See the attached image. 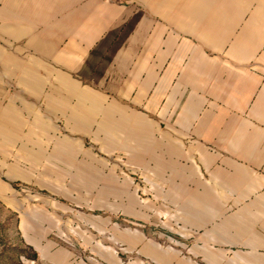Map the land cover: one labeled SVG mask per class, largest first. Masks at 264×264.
Wrapping results in <instances>:
<instances>
[{
    "label": "crops",
    "instance_id": "1",
    "mask_svg": "<svg viewBox=\"0 0 264 264\" xmlns=\"http://www.w3.org/2000/svg\"><path fill=\"white\" fill-rule=\"evenodd\" d=\"M101 212L152 264H264V0H0V232L84 264Z\"/></svg>",
    "mask_w": 264,
    "mask_h": 264
},
{
    "label": "rangeland",
    "instance_id": "2",
    "mask_svg": "<svg viewBox=\"0 0 264 264\" xmlns=\"http://www.w3.org/2000/svg\"><path fill=\"white\" fill-rule=\"evenodd\" d=\"M136 184H139L142 190L140 174L136 177ZM85 213L93 214L87 210ZM12 224L13 218H6L4 226L8 227ZM139 225L140 223L132 225L120 214L109 219L101 212L96 214V218H86L84 228L81 226L72 228L67 237L77 260L84 264H152L144 256L145 254H142L141 247L131 248L130 246L134 236L132 231L141 230ZM79 228L81 231H78ZM39 235L19 234L9 229L4 234L0 232V264H48L27 242L30 239L29 236L35 243L41 241ZM53 239L55 242L64 241L57 237ZM128 241L130 247H128Z\"/></svg>",
    "mask_w": 264,
    "mask_h": 264
}]
</instances>
